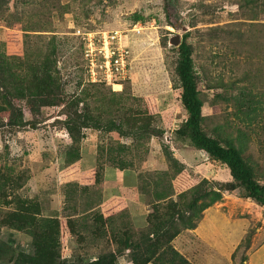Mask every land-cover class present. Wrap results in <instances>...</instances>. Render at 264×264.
I'll use <instances>...</instances> for the list:
<instances>
[{"label": "rangeland", "instance_id": "1", "mask_svg": "<svg viewBox=\"0 0 264 264\" xmlns=\"http://www.w3.org/2000/svg\"><path fill=\"white\" fill-rule=\"evenodd\" d=\"M135 17L140 19L135 21ZM134 25L143 26L140 34L129 36L131 59L135 60L134 64L141 63L138 67L143 69L138 75V88L133 80L128 82L125 90L124 86L113 89L105 82L92 83L78 32L125 31ZM185 27L188 31L180 33V44L183 36L189 33L188 42L193 46L197 85L203 102L204 131L216 135V128L222 140L230 138L231 144L240 149L257 176H262L264 131L260 125L264 122V111L260 101L264 98V0H0V103L10 100L17 109L24 107L26 121L31 122L19 129L8 124L12 110L0 114V124H3L0 126V176L11 178L7 183L0 178V264H23L28 254L38 256L40 235L47 230L43 225L56 220L60 230V263L64 264H138L151 256L158 246L159 252L164 250L166 253L165 257L170 258L178 252L188 264H249L247 252L250 244L253 239L264 237V208L258 209L257 222L248 231L242 245L240 243L235 249L231 247L227 258L224 254L219 258L218 252H227L229 245L226 249L219 248L213 235L211 242L206 243L209 246L196 236L190 238L196 229L184 231L187 238L177 241V238L170 237L173 233L157 235V230L152 233L140 223L133 222L130 207L126 205L113 203L111 209V201H105L100 207L101 216L84 210L83 201L93 203L98 198L89 193L84 194L85 199L79 202V207L76 203L65 204V190L69 184H78L80 188L100 189L103 186L105 190L113 186L108 180L97 185V170L82 172L80 161L66 169L64 160L71 148L83 155L88 153L99 157L105 172H121L111 167L120 161L140 170L139 174L147 175L148 180L160 178L168 170L167 158L175 149L171 144L172 129L167 128V135L157 139L147 133L143 138L135 139L131 136L123 138L118 132L109 133L104 128L109 123L118 124L116 114L124 111V107H130V103L134 106L135 98L142 100L135 104L139 111L148 109L143 117L140 116L142 120L136 128H165V119L185 120V108L180 101L182 90L175 73L177 53L170 44L171 38ZM211 28L217 29L216 32ZM29 61L43 63L55 80L68 83L65 90L69 97L73 94L85 97L86 94L89 116L101 121L97 125L101 126L100 129L81 128L80 135L73 139L63 124L67 117L64 105L42 107L33 113V106L27 105L30 98H22L17 77L11 74L19 73L16 68L27 67ZM79 82L82 85L78 87ZM140 85L146 86L145 90L140 89ZM167 88L176 91L171 96L172 108H169V111L173 110L172 118L158 108L154 98ZM123 91L135 98H119L117 94ZM128 99L130 103H125ZM84 105L86 103L80 105V112ZM240 106H245L251 113L249 118L236 114ZM240 119L253 125L248 127ZM130 125L126 119L125 130L128 131ZM237 127L244 130L245 135H241ZM122 145L128 149L120 151ZM112 158L116 161L110 160ZM194 160L189 158L190 163ZM154 187L149 184L147 192L154 193ZM228 190V187L222 189L223 202L213 206L212 215L224 213L236 217L238 211L248 213L249 207L242 200L244 191ZM170 191L169 183L163 193L167 195ZM109 197H112L111 193ZM171 199L174 201L172 209L178 210V215L184 214L181 221L177 220L182 225L195 221L199 226L205 218H212L206 212L202 217L198 209L195 215L186 211L190 198L181 202L176 197ZM171 199L160 202V206ZM20 200L29 202L30 213L37 219L34 222L38 231L36 236L13 229L16 221L10 220V216L18 212ZM147 203L145 201L148 206ZM148 210L151 209L148 207ZM55 212L59 215L53 216ZM74 213L78 219H72L70 225L67 216ZM224 222L217 216L216 220L204 225L214 224V228L210 227L213 232L218 223L223 226ZM231 225L230 232L223 234L239 237L240 225ZM129 245L135 246L136 250L132 251ZM23 251L25 257L21 255ZM135 253L138 254L137 260L134 259ZM176 262L181 263V258ZM258 263L264 264V260Z\"/></svg>", "mask_w": 264, "mask_h": 264}, {"label": "trees", "instance_id": "2", "mask_svg": "<svg viewBox=\"0 0 264 264\" xmlns=\"http://www.w3.org/2000/svg\"><path fill=\"white\" fill-rule=\"evenodd\" d=\"M137 19L139 20L140 18L135 17V21H138ZM211 29L215 32L217 30H215L214 28ZM189 37L190 34L186 33L183 36L182 43L178 47L172 46V49L177 53L175 73L179 80L178 82L180 88L182 90L180 101L182 102L185 108V120L181 122L179 128L177 130H174L173 134L171 135V144L175 147H185L193 150L204 151L213 160L225 164L230 170L232 179L229 181H214L209 180L207 178H203L196 185L188 188L187 190L181 193H177L174 188L172 173L184 171L188 168V166L176 157L175 150H171L172 152L169 153V156L167 158L168 170L164 172L160 178L155 177L153 179L148 180L147 175H140V170L134 168L128 162L125 163L120 161L111 166L115 169L120 170L121 172H129L134 174L137 179L136 183L138 195L144 197L146 203L147 201L153 200L151 201V203L147 204L153 205L154 211L147 215L146 224L142 227H146V230H150V232L152 233L157 230V235H160L164 232L166 234L173 233L170 237L174 239L184 234V231H188L189 229H196L198 228V226L196 225L195 221L187 225L186 223L182 225L181 222H177V220L181 221L183 219L184 214L180 213L178 215V210L175 211L172 209V207L174 206V201L171 198L176 197L177 200H179L180 202L181 200H189L190 198V203L187 205L186 211L193 212V214L195 215L196 210L198 209V212L203 217L206 210L213 207L216 203L221 202L224 199V194L221 191L222 189L228 187V189H230L228 191H237V189L243 190L244 199H250L257 205L264 207V173L262 174V176H257V173L244 158L243 153H241L240 149H238L235 145L231 144L232 141L230 140V138H228L227 140H222L221 137L217 134L216 128L214 129V133L216 135H210L206 133V131H204L203 129L205 121V116L203 114V102L199 95L200 90L198 89L197 85L198 77L195 71V62L192 56L193 46L188 42ZM78 38L79 40H81L82 43L81 45L83 47L84 57V43L80 37ZM236 50L239 52L238 47L236 48ZM16 69L19 71V73L14 72L11 74L13 77H17L16 81L21 86L20 92L22 98H30L29 102H27V105L29 107L33 106L31 108L33 113H35L36 110L42 107H55L64 105V114H66L67 117L63 124L65 125L66 130L68 131V135L73 139L80 135L81 128H94L97 130L100 129L101 126L97 125H99L101 121L96 120L93 115L89 116L90 105L87 102L86 94L85 97H81L79 94H73L69 97L67 95V90H65L68 83H62L61 79L55 80L51 76V70L49 72L48 68H44L43 63L29 61V65L27 67H20ZM8 70L10 71V69ZM129 81L131 80H126L123 83V90L127 88L125 86L128 84ZM80 85H82L81 82L78 83V87ZM173 89L175 90V88ZM117 95L121 99H124L126 97H128L129 99L135 98H133L131 93L129 94L126 91L118 93ZM129 99L125 103L129 102ZM140 101L142 100H140L139 98L134 99L135 104ZM31 102H34V104H30ZM83 103H86V105L83 106V111L80 112L79 107ZM135 104L133 106V104L130 103V107H124V111H119L116 114L115 118L120 121L118 124L109 123L104 129L109 133L118 132L123 138H128L131 136L135 139L143 138L146 133L154 137V139H157L162 135H166V133H168V131L162 126L155 128L139 126L136 128V126L142 120L140 116L143 117V113L145 114L148 109L144 108V112L139 111L140 108H136ZM260 104L262 106V111H264V98L260 101ZM9 109L12 110V112L10 113L11 117L9 118L10 122L8 123L9 126H14L19 129H23L26 126L30 125L31 122L28 123V121H26L27 118L23 111L24 107H22L21 109H17L11 103L10 100H7L4 104L0 103V114H6ZM236 114L238 116L240 115L241 117H244L243 115H246L248 118L251 116V113L245 108V106H240L237 109ZM122 116L125 118H123ZM126 119L131 124L128 131L125 130L124 127ZM240 122L244 123L248 127H251L253 125L252 123L244 119H240ZM32 125L35 129L36 122H34ZM0 126H3V124H0ZM260 126L261 129L264 131V122ZM237 130H239L241 135H245L244 130H242L241 128L237 127ZM127 149L128 146H120V151H125ZM85 155L88 156L89 154L87 153L83 155L80 154V152L78 151H73L71 148L67 152V155L65 156L64 160L67 166L66 169L73 167L78 161H80L81 165L83 166L82 160L86 158L84 157ZM110 160L116 161L114 158ZM94 164L95 166L93 169L97 170V185H102L103 182L106 181L105 167L103 164H101V160H99V157H94ZM148 176L150 177L151 174H148ZM0 178L6 183L9 181V179H11L8 178L6 175L5 178L1 176ZM169 183L171 184V191L169 194L166 195V193L163 192H165V186ZM149 184L155 185L154 193L147 192V186ZM217 188L219 189L217 190ZM79 189L80 193H77V190ZM65 192V202H67L65 204L71 205L72 203H76L78 207L79 202L85 199L84 194L89 193L98 197L97 200L93 203H90L89 201L85 203L83 201V203L85 204L84 210L87 213H99L101 216H103V214L100 207L105 201L110 198V193L108 189L105 190L103 186L100 189H97L96 187L89 188V186H84L80 188L78 187V184H69L66 187ZM74 195L76 197H74ZM170 199L172 201L165 203V205L163 206H160V202ZM73 200L75 202H73ZM199 202H201L200 205ZM28 203L29 202L27 201L22 202L20 200V202L18 203V208L20 212L18 210V212L12 213L13 215L10 216V220L14 219L16 221V224H14L15 227L13 228L16 229V231L21 230L26 234L32 233L36 236V232L38 231H36L34 227V222L37 219L31 215V207L27 205ZM23 206H26L27 209H24ZM175 214H177L178 216L176 217ZM55 215H59V213L55 212L53 216ZM77 216V213L67 216L70 225H72V219H78L76 218ZM43 227H47V230L40 235V254L38 256L36 254V256L34 254H28L29 256L27 255V258L23 261V264H64L60 263L62 262L60 261L62 255L58 220L52 221V223L44 224ZM166 229H168V231H166ZM246 235L244 238H246ZM243 242L244 239L240 245H242ZM248 243L250 244L251 242ZM128 247L131 248L132 251L136 250V247L133 245H129ZM250 247L251 244L249 248ZM165 254L166 253L164 252V250L159 252L158 246L151 256L145 259V261L138 264H148L151 262H153L154 264H177V258H181V263L179 264H188L187 261L184 260L178 252H174L175 256L177 257L172 255L170 256V258H167L165 257L167 256ZM21 255L25 257L26 252L23 251ZM137 258L138 254L135 253L134 259L137 260Z\"/></svg>", "mask_w": 264, "mask_h": 264}, {"label": "crops", "instance_id": "3", "mask_svg": "<svg viewBox=\"0 0 264 264\" xmlns=\"http://www.w3.org/2000/svg\"><path fill=\"white\" fill-rule=\"evenodd\" d=\"M135 62V61H134ZM132 64V69L134 66V75H133V82L136 84L135 87L138 88V83H140L139 73H142L143 69L139 68L138 66H141V63H135ZM137 68V69H136ZM137 70V72H136ZM137 78V79H136ZM143 87V88H142ZM140 89L145 90L146 86L140 85ZM176 91L172 88H167L166 92H163L158 97H154L156 101V105L159 109H161L165 114H169L170 117H173V110L169 111V108H172V100L171 96L175 95ZM174 120V121H173ZM165 119V129L170 128L172 131L177 130L180 126V121L178 119ZM167 135V133H166ZM176 157L179 158L184 164L188 166V168L184 171L180 172H174L172 173V180L174 183V188L177 193H181L188 188L196 185L201 179L207 178L209 180L214 181H229L231 178V174L229 169L226 165L222 164L221 162H218L216 160H213L210 158L208 154H206L204 151L199 150H193L185 147H174ZM82 163H83V169L82 172L92 170L95 166L94 164V156L92 155H85ZM189 158H194V163H190ZM209 160H211L209 162ZM174 175V178H173ZM108 179V182L111 185L110 188H108L109 193L112 194V197L109 198L105 203L108 201L110 202V206L112 209V204H119L120 206L126 205L130 207L131 210V216L134 219V221L140 223V226H145L146 224V217L149 213L153 211L152 206L153 205H146L145 204V198L138 195L137 193V179L134 174L129 172H117L116 170H107L106 171V180ZM232 179V178H231ZM114 193V194H113ZM113 198V199H112ZM117 202H115V200ZM244 201V205L247 204L249 207L248 213L246 212H240L236 214V217L233 215L232 217H228L226 214L223 213V215H220L221 213H217L215 216L212 215L213 213V207L209 208L205 212L212 216L211 220L209 218H205L204 222L196 228L194 233H191L190 238H194L195 236L202 241L205 245L206 243L209 244L211 242V235L215 236V240L219 242V248L224 247L226 249V245L228 244L227 252H218L219 258L222 254H224V257L227 258V255H229V251L232 248H236L241 241L244 239L245 235L248 233V231L255 226L256 224V217L257 212L259 210H263L264 207H261L257 205L255 202L251 201L250 199H242ZM223 202V201H222ZM221 202V203H222ZM104 203V204H105ZM107 205V204H106ZM253 205V206H251ZM148 207L151 210H148ZM136 208V210H134ZM108 210V208H107ZM251 215V216H250ZM209 216V217H210ZM223 218L225 222L223 223V226H221L220 223L216 226L215 230L212 232L210 231V227L214 228V224L210 226L208 224L207 226L204 225V223L216 220V218ZM255 217V218H254ZM209 219V221H208ZM235 221H239L238 223H235ZM252 221L254 225L252 224ZM231 224L234 225H240V229L237 232V234H240L239 237H234V235H229L228 237L223 234V232H230V228L233 227ZM206 227V228H205ZM258 231V230H257ZM260 231V229H259ZM260 234V232H257ZM204 235V238L202 237ZM186 239L185 233L182 234L177 238V241L179 239ZM189 238V237H188ZM257 240L253 239V244H251V247L249 248L250 251L247 252L248 260H250L249 264H259V261L264 260V256H260L262 252H264V237L259 238L257 240V245L254 244V241ZM209 246V245H207ZM256 246V248H254ZM248 249V250H249ZM259 254V255H258ZM232 255V253H231ZM224 257H222L224 259ZM233 258V255H232ZM231 259V257H230ZM247 262V261H246ZM226 263H228L226 261Z\"/></svg>", "mask_w": 264, "mask_h": 264}, {"label": "built area", "instance_id": "4", "mask_svg": "<svg viewBox=\"0 0 264 264\" xmlns=\"http://www.w3.org/2000/svg\"><path fill=\"white\" fill-rule=\"evenodd\" d=\"M141 25L125 31L78 32L85 46L87 73L93 83H107L121 87L132 73L130 35L140 34ZM98 78V81H96Z\"/></svg>", "mask_w": 264, "mask_h": 264}, {"label": "water", "instance_id": "5", "mask_svg": "<svg viewBox=\"0 0 264 264\" xmlns=\"http://www.w3.org/2000/svg\"><path fill=\"white\" fill-rule=\"evenodd\" d=\"M188 31V27H185L181 30H179V34L175 35L173 38H171L170 40V44L174 47H178L180 45L181 42V35L180 33H184Z\"/></svg>", "mask_w": 264, "mask_h": 264}, {"label": "clouds", "instance_id": "6", "mask_svg": "<svg viewBox=\"0 0 264 264\" xmlns=\"http://www.w3.org/2000/svg\"><path fill=\"white\" fill-rule=\"evenodd\" d=\"M135 61V60H134ZM133 60H132V64H133V62H134ZM132 71H133V69H132ZM133 74V72L131 73V75ZM128 80H131L132 81V78L130 77V79H128ZM121 86H123V84H121ZM228 168V167H227ZM230 171V170H229ZM252 201V200H251Z\"/></svg>", "mask_w": 264, "mask_h": 264}]
</instances>
